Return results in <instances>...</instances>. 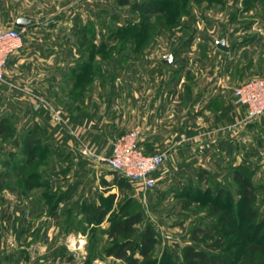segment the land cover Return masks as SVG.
<instances>
[{
  "label": "rangeland",
  "instance_id": "1",
  "mask_svg": "<svg viewBox=\"0 0 264 264\" xmlns=\"http://www.w3.org/2000/svg\"><path fill=\"white\" fill-rule=\"evenodd\" d=\"M24 12L38 20L36 36L51 50L43 72L57 73L60 81L52 90L28 94V100L12 90L16 83L6 77L0 81V121L7 118L14 129L0 136V264H126L105 254L113 243L107 231L138 213L142 221L129 237L150 227L156 264L167 263L166 254L182 264L183 248L211 252L209 244L219 245L217 253L240 264L257 226L263 225L264 233L262 116L249 120L248 131L240 126L233 139L228 134L229 141L219 142L212 109L201 127L208 132L200 144L203 152L181 157L187 169L168 177L160 173L156 188L148 192L129 180L117 186L104 156L90 147L88 132L97 131L131 96L145 103L156 87L178 83V73L184 76L181 84L205 92L202 105H209L220 86L217 67L225 61L218 40L233 31L238 38L256 32L263 60L264 0H0V20ZM10 28L15 27L3 30ZM171 55L173 62L165 64ZM83 100L91 122L70 123L66 116L83 111L76 106ZM49 105L67 123L58 124L56 137L43 135L42 148L30 151L37 159L29 161L14 142ZM236 170L253 185L254 220L243 212ZM86 200L102 205L103 220L86 214Z\"/></svg>",
  "mask_w": 264,
  "mask_h": 264
},
{
  "label": "crops",
  "instance_id": "2",
  "mask_svg": "<svg viewBox=\"0 0 264 264\" xmlns=\"http://www.w3.org/2000/svg\"><path fill=\"white\" fill-rule=\"evenodd\" d=\"M21 16L32 18L34 23L21 29L24 35V45L10 56L6 66V79L16 83L12 86V90L23 94L28 100V94L52 90V85H58L60 78L57 73L53 75L43 72L46 64L50 63L46 57L51 55V50L50 47H45V44L40 42L39 36H36L38 34V20L34 16L27 12L15 17L5 16L0 20V30L8 28L10 25L16 27V20ZM254 33L249 38L244 36L238 38L234 31L227 35L229 50H221L224 52L222 55H224L225 61L216 70L218 75H222L219 79L220 86L214 92L217 97H214L213 102L209 105L205 107L202 105L205 97V92L202 89L198 86L187 87L186 84H181V78L184 77L182 73L168 72L169 74L178 73L180 81L176 84L173 82L156 87V91L151 90L153 94L147 96L145 103L141 102L139 96H131L129 103H121L120 107L114 108L110 112L109 118L104 119L105 123L97 131L89 130L88 136H92L89 141L90 147L95 148L98 154L104 156L103 161L106 162L111 154L112 139L139 127L143 134L141 145L147 154L166 153L169 156L167 164L156 173L158 180L160 173H165L166 177L175 173H183L188 164L180 162L181 157L203 152L204 147L201 148L200 144L207 139L205 137L208 132L204 133L201 127L204 124L203 119L210 120L212 109H216L217 118L213 116L211 120L213 119L220 125V131L217 134L219 137L216 138L219 142L227 141L228 137L225 135L228 134L233 139L240 126L243 133L245 129L248 131L251 122L247 119L246 108L236 103L232 91L235 86L264 75V58L262 60L261 50L258 48V44L254 42L258 33ZM208 93L210 94L212 91L208 90ZM34 102H40L37 96H35ZM68 103L73 104L74 101L68 100ZM85 103H87L85 100L82 101V104L80 101L76 103V106L81 107L82 105L83 111L78 110L66 116L70 123L85 124L91 122L93 115L88 113V110H84L83 104ZM63 116L60 117L52 105L38 110L31 120L34 127H38L39 138L43 139V135L56 137L60 132L58 124L67 123ZM261 119V125L264 129V116ZM32 129L30 128L28 131ZM63 139L68 141L66 137ZM76 140L81 141L82 137L78 136ZM227 144L225 142L224 146ZM220 145L223 146V143Z\"/></svg>",
  "mask_w": 264,
  "mask_h": 264
},
{
  "label": "trees",
  "instance_id": "3",
  "mask_svg": "<svg viewBox=\"0 0 264 264\" xmlns=\"http://www.w3.org/2000/svg\"><path fill=\"white\" fill-rule=\"evenodd\" d=\"M121 1L125 2V0ZM13 130L12 126L8 124L7 118L0 121V136L5 135L6 133L11 134ZM37 135L38 127L35 126L32 130L26 132V134L21 137V140L20 138H16L14 142L16 147L22 148L21 152L28 156L29 161L37 159V156L30 151H35V153H37L38 150L42 148L43 139H40ZM110 174L113 175L114 182L117 186H123L125 181H127L125 177L116 171L111 170ZM234 178L237 180L240 187L239 192L241 195V202L244 204L243 212L247 214L251 220H254L257 211L253 208V185L247 181V178L239 170H236ZM3 184L4 183L0 181V188L3 187ZM218 193H221L220 190ZM84 204H86L85 206H88L85 210L88 216H97L96 218H92L93 220L101 221L104 219L107 212L106 210H103L102 205H97L93 202L88 203L87 200L83 205ZM57 208L58 204L55 205L54 213ZM221 219L226 223L229 221V217H225L224 214L221 216ZM141 221L142 216L138 213L121 219L111 226L107 233L108 236L112 238L113 243L105 249V254L121 260L126 264H156V262H153L151 259V253L156 243V237L152 229L147 227L145 232L137 238L129 237V235L135 232V225L139 224ZM262 230L263 225L261 224L255 229L253 233L255 240L245 248L243 259L240 264H264V262L262 263V260L264 261V233H262ZM121 236L124 238L119 239ZM192 239L197 241L196 236ZM206 248L211 252L198 249L192 245L186 246L183 248L182 264H236V260H230L228 255L217 253V250L220 248L219 245L209 244ZM163 258L167 260V263L163 262L160 264H178V262L168 254L164 255Z\"/></svg>",
  "mask_w": 264,
  "mask_h": 264
},
{
  "label": "built area",
  "instance_id": "4",
  "mask_svg": "<svg viewBox=\"0 0 264 264\" xmlns=\"http://www.w3.org/2000/svg\"><path fill=\"white\" fill-rule=\"evenodd\" d=\"M23 45L24 35L20 28L0 31V81L5 80L10 56ZM234 96L236 103L246 108L248 120L264 116V77L238 85ZM142 136L140 130H132L117 137L106 162L111 170L148 192L156 188V173L169 161V156L166 153L147 154L141 145Z\"/></svg>",
  "mask_w": 264,
  "mask_h": 264
},
{
  "label": "water",
  "instance_id": "5",
  "mask_svg": "<svg viewBox=\"0 0 264 264\" xmlns=\"http://www.w3.org/2000/svg\"><path fill=\"white\" fill-rule=\"evenodd\" d=\"M34 23V20L27 16H21L16 20L15 26L20 29L27 28L28 26L32 25ZM216 45L219 49L223 51H228L229 47L227 46V40L226 37H223L221 40H218L216 42ZM174 60V55L169 56L164 60L165 64H171Z\"/></svg>",
  "mask_w": 264,
  "mask_h": 264
}]
</instances>
